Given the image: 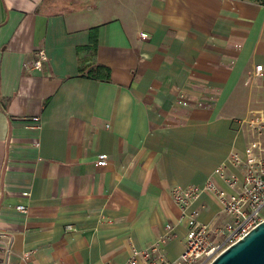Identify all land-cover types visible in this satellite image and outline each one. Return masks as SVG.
Segmentation results:
<instances>
[{"label":"crops","instance_id":"obj_1","mask_svg":"<svg viewBox=\"0 0 264 264\" xmlns=\"http://www.w3.org/2000/svg\"><path fill=\"white\" fill-rule=\"evenodd\" d=\"M260 110L264 0H0V264H127L170 227L176 259L173 188L243 152ZM193 209L228 219L210 192Z\"/></svg>","mask_w":264,"mask_h":264},{"label":"built area","instance_id":"obj_2","mask_svg":"<svg viewBox=\"0 0 264 264\" xmlns=\"http://www.w3.org/2000/svg\"><path fill=\"white\" fill-rule=\"evenodd\" d=\"M143 38L148 36L142 33ZM48 60L45 49L36 51L32 68L43 69ZM263 70V65L256 67V75ZM184 105L188 101L180 99ZM35 127H40V117L35 116ZM253 131L243 152L234 150L227 163L219 165L203 185L175 186L172 195L187 217L188 232L185 250L179 257L169 260L162 246L171 238L169 232L160 236L156 242L145 249H133L127 264H210L212 260L233 243L243 239L261 221L264 220V111H256L243 119ZM109 163V155L100 153L97 159L99 166ZM221 180V182L217 179ZM204 192L216 196L222 205V212L228 219L202 222L197 209L189 210L190 205ZM29 195L30 193H25ZM17 209L25 211L24 205ZM1 246L6 255L11 251V239L0 238ZM104 264H116L107 260Z\"/></svg>","mask_w":264,"mask_h":264},{"label":"water","instance_id":"obj_3","mask_svg":"<svg viewBox=\"0 0 264 264\" xmlns=\"http://www.w3.org/2000/svg\"><path fill=\"white\" fill-rule=\"evenodd\" d=\"M210 264H264V220L243 239L218 254Z\"/></svg>","mask_w":264,"mask_h":264},{"label":"trees","instance_id":"obj_4","mask_svg":"<svg viewBox=\"0 0 264 264\" xmlns=\"http://www.w3.org/2000/svg\"><path fill=\"white\" fill-rule=\"evenodd\" d=\"M101 67V66H98V68Z\"/></svg>","mask_w":264,"mask_h":264}]
</instances>
